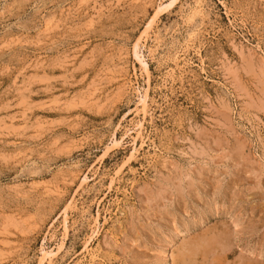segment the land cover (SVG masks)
Returning <instances> with one entry per match:
<instances>
[{"label":"rangeland","instance_id":"rangeland-1","mask_svg":"<svg viewBox=\"0 0 264 264\" xmlns=\"http://www.w3.org/2000/svg\"><path fill=\"white\" fill-rule=\"evenodd\" d=\"M43 249L264 264V0H0V264Z\"/></svg>","mask_w":264,"mask_h":264},{"label":"bare ground","instance_id":"bare-ground-1","mask_svg":"<svg viewBox=\"0 0 264 264\" xmlns=\"http://www.w3.org/2000/svg\"><path fill=\"white\" fill-rule=\"evenodd\" d=\"M200 6H201V5H200ZM203 8H204V7H203ZM197 9H198V8H197ZM206 14H209V13H206ZM205 17H206V16H205ZM199 18H200V17H199ZM203 18H204V17H203ZM199 20H200V19H199ZM197 26H198V25H197ZM201 28H202V27H201ZM199 31H200V30H199ZM144 33H145V32H143L142 35H143ZM197 34H198V33H197ZM141 37H142V36H141ZM141 37H140V38H141ZM197 37H198V35H197ZM138 40H139V39H138ZM138 40H137V41H138ZM138 42L140 43V41H138ZM139 43L137 44V42H136V45L134 44L135 47H134V49H133V50H135L134 52H136L135 55H137L138 59L140 58V55L138 54ZM138 59H137V60H138ZM139 60H140V59H139ZM144 64H145V63H144ZM122 77H123V76H122ZM119 78H120V77H119ZM123 78H124V77H123ZM122 85H123V84H122ZM146 98H147V95H145L144 99H142V103H143V105H144V109H145V107H146V106H145V105H146ZM144 112H146V109L144 110ZM164 164H166V163H164ZM166 165H167V164H166ZM166 165H165V167H168V166H166ZM114 227H115V226H114ZM114 227H113V229H114ZM221 232H222V231H221ZM114 233H115V231H114ZM223 233H224V232H223ZM217 235H218V234H217ZM225 236H226V235H225ZM203 237H204V236H203ZM203 237H202V238H203ZM220 238H221V237H219V239H220ZM223 238H224V237H223ZM114 239H115V238H114ZM204 239H205V238H204ZM217 239H218V238H217ZM217 239H216L215 241H217ZM206 240H208V239H206ZM206 240H204V241H205V242H208V241H206ZM197 241H198V240H197ZM202 241H203V240H202ZM198 242H199V241H198ZM198 242H197V243H198ZM217 242H218V241H217ZM189 243H191V242H189ZM192 243H193V242H192ZM208 243H209V242H208ZM211 243H212V242H211ZM218 243H219V242H218ZM221 243H222V242H221ZM212 244H213V243H212ZM215 244H216V243H215ZM196 245H197V244H196ZM202 245H203V244H202ZM204 245H205V244H204ZM191 246H192V245H191ZM191 246H190V248H189V251H190V249H191ZM193 246H194V245H193ZM197 246H199V244H198ZM200 246H201V243H200ZM205 246H206V245H205ZM205 246H204V247H205ZM209 246H210V245H209ZM188 247H189V244H188L187 248H188ZM207 247H208V246H207ZM183 248H184V247H183ZM193 248H194V247H193ZM193 248L191 249V252H192ZM195 248H196V247H195ZM195 248H194V249H195ZM197 249H198V247H197ZM200 249H201V248H200ZM209 249H211V248H209ZM184 250H186V249H183V252H184ZM205 250H206V249H205ZM200 251H201V250H200ZM206 251H207V250H206ZM181 252H182V251H181ZM183 252H182V253H183ZM198 252H199V251H198ZM182 253H181V254H182ZM55 254H56L55 252L53 253V252H49V251H46V250L43 249V250H42V261H41L40 264H44L45 261H47V262H48V261L52 262V261L54 260L53 257H54ZM181 254H179V255H181ZM183 254H184V253H183ZM183 254H182V257L184 256ZM202 256H203V255H202ZM92 257H93V256H92ZM92 257H91V258H92ZM162 257H163V256H162ZM184 258H185V256H184ZM184 258L182 259V261H183V260H186V259H184ZM186 258H187V256H186ZM98 259H99V258H98ZM164 259H165V258H164ZM187 259H188V258H187ZM190 260H191V259H190ZM190 260H189V261H190ZM167 262H168V261H167ZM187 262H188V261H187ZM190 262L192 263V261H190ZM212 262H213V261H212ZM97 264H98V263H97ZM186 264H187V263H186ZM188 264H190V263L188 262Z\"/></svg>","mask_w":264,"mask_h":264}]
</instances>
